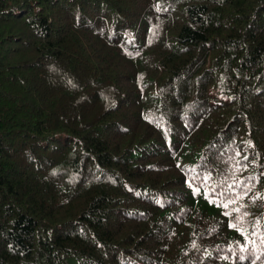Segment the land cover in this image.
Wrapping results in <instances>:
<instances>
[{
    "label": "trees",
    "instance_id": "trees-1",
    "mask_svg": "<svg viewBox=\"0 0 264 264\" xmlns=\"http://www.w3.org/2000/svg\"><path fill=\"white\" fill-rule=\"evenodd\" d=\"M0 264H264V0H0Z\"/></svg>",
    "mask_w": 264,
    "mask_h": 264
},
{
    "label": "snow or ice",
    "instance_id": "snow-or-ice-1",
    "mask_svg": "<svg viewBox=\"0 0 264 264\" xmlns=\"http://www.w3.org/2000/svg\"><path fill=\"white\" fill-rule=\"evenodd\" d=\"M207 179V178H206ZM225 207H227V205H225ZM231 227H237V225L236 224H232V225H230Z\"/></svg>",
    "mask_w": 264,
    "mask_h": 264
}]
</instances>
